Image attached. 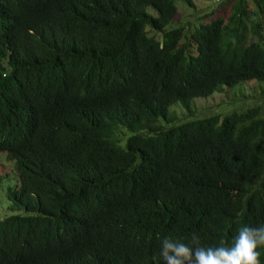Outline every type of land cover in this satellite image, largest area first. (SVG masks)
Masks as SVG:
<instances>
[{"label":"trees","instance_id":"16d2710c","mask_svg":"<svg viewBox=\"0 0 264 264\" xmlns=\"http://www.w3.org/2000/svg\"><path fill=\"white\" fill-rule=\"evenodd\" d=\"M177 1L0 0V186L18 211L0 264H162L165 236L231 246L264 224V105L170 110L264 82V0L167 28Z\"/></svg>","mask_w":264,"mask_h":264},{"label":"rangeland","instance_id":"374dc122","mask_svg":"<svg viewBox=\"0 0 264 264\" xmlns=\"http://www.w3.org/2000/svg\"><path fill=\"white\" fill-rule=\"evenodd\" d=\"M220 0H192L191 4L178 0L179 5L177 14L174 19L167 24V28L177 26L182 22H189V25H195L199 16L215 7ZM250 13L255 14L258 12L252 0L247 1ZM264 86V82L257 79H244L236 83L233 86L223 85L221 90L213 91L207 96H197L192 101V113L187 112L179 102H175L170 106V110H174L177 115V121L186 119L198 118L208 114L220 113L221 115L232 109H240L251 104L264 105V93L261 87ZM162 125L168 126L171 123L164 122L162 118ZM120 131L123 128H119ZM128 134V133H127ZM125 134V136L127 135ZM13 161L6 152L0 153V173L5 176L14 175L12 169ZM10 178L8 179V181ZM3 179V185L0 186V218L7 216L11 213L18 212L16 210H10L9 200L5 195V182Z\"/></svg>","mask_w":264,"mask_h":264},{"label":"clouds","instance_id":"9594fccd","mask_svg":"<svg viewBox=\"0 0 264 264\" xmlns=\"http://www.w3.org/2000/svg\"><path fill=\"white\" fill-rule=\"evenodd\" d=\"M264 247V224L243 226L233 238L231 246H203L200 236L192 233L188 242L165 236L160 242L162 264H260L259 248Z\"/></svg>","mask_w":264,"mask_h":264}]
</instances>
